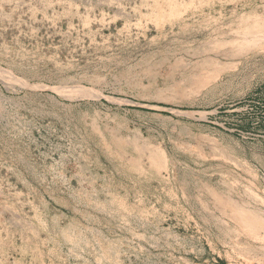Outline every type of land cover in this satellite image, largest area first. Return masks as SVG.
Listing matches in <instances>:
<instances>
[{
  "label": "rangeland",
  "instance_id": "374dc122",
  "mask_svg": "<svg viewBox=\"0 0 264 264\" xmlns=\"http://www.w3.org/2000/svg\"><path fill=\"white\" fill-rule=\"evenodd\" d=\"M0 264H264V0H0Z\"/></svg>",
  "mask_w": 264,
  "mask_h": 264
},
{
  "label": "bare ground",
  "instance_id": "6f19581e",
  "mask_svg": "<svg viewBox=\"0 0 264 264\" xmlns=\"http://www.w3.org/2000/svg\"><path fill=\"white\" fill-rule=\"evenodd\" d=\"M162 13V12H161ZM156 14V13H155ZM155 19V18H154ZM232 217V216H231Z\"/></svg>",
  "mask_w": 264,
  "mask_h": 264
}]
</instances>
